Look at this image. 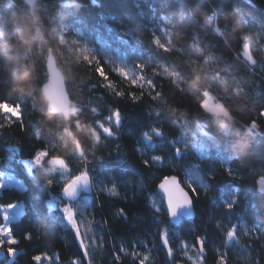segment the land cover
I'll list each match as a JSON object with an SVG mask.
<instances>
[{"label": "trees", "instance_id": "1", "mask_svg": "<svg viewBox=\"0 0 264 264\" xmlns=\"http://www.w3.org/2000/svg\"><path fill=\"white\" fill-rule=\"evenodd\" d=\"M51 63L69 118L41 94ZM261 112L264 0H0V171L25 181L0 192V208L24 206L0 264H264ZM81 174L93 191L65 198ZM171 175L195 209L179 226L158 190Z\"/></svg>", "mask_w": 264, "mask_h": 264}, {"label": "water", "instance_id": "2", "mask_svg": "<svg viewBox=\"0 0 264 264\" xmlns=\"http://www.w3.org/2000/svg\"><path fill=\"white\" fill-rule=\"evenodd\" d=\"M28 3H34L35 0H25ZM43 93L49 102V105L53 112L61 113L66 118L70 117L71 112V97L67 89L65 77L61 71L57 68L55 63L50 65V75L47 82L43 85ZM117 116V115H116ZM104 133L110 135L111 133L104 129ZM52 163L62 166L64 161L61 158H52ZM79 177V179H76ZM74 177L67 185H71V189L63 190V196L65 198H77L83 192L91 193L93 191L92 178L88 174H81ZM176 175H171L163 178L158 184V190L164 196L165 206L168 210L170 222L176 226H179L183 220H190L195 218V209L193 205V199L189 191L183 186ZM191 196V202L186 203L188 196ZM175 205V212L172 208ZM201 252L204 253L202 244L199 242ZM0 260L4 257V251L0 249Z\"/></svg>", "mask_w": 264, "mask_h": 264}, {"label": "rangeland", "instance_id": "3", "mask_svg": "<svg viewBox=\"0 0 264 264\" xmlns=\"http://www.w3.org/2000/svg\"><path fill=\"white\" fill-rule=\"evenodd\" d=\"M1 107L4 110H6L7 112L11 113V114L17 115L19 113V108L9 107V106H7L5 104L1 105ZM204 107L208 111H211V112H214V113L229 115L228 109L222 103L217 102L214 99L213 95L210 94L209 92L206 93V99H205V102H204ZM30 161H29L30 163L36 162L34 159L30 160ZM27 165H29V164H27ZM0 185H3V187H0V192H1L4 187H8V186H15V187L24 188L25 187V181H24L23 178L14 175L10 171L1 170L0 171ZM258 187H259V189L261 191H264V177L259 178ZM13 204L16 205L13 208H7L6 207L7 205L2 206L0 208V215H1L0 226H3L4 228H7L8 226H10V224L14 220H17L20 217V215L22 214L23 210H24V206H23L22 203H13ZM5 212L7 213V219L4 218V213ZM70 212H71V210H70ZM67 214L69 215L68 211H67ZM69 217L72 218V214ZM0 239H3L4 242H5L8 239H10V237H2V236H0ZM1 250L4 251L3 249H1ZM16 252L17 251H15V254H16ZM15 254L14 255H10V254L8 255V261L10 263H12V261L14 260ZM5 255H6V252L4 251V256Z\"/></svg>", "mask_w": 264, "mask_h": 264}, {"label": "snow or ice", "instance_id": "4", "mask_svg": "<svg viewBox=\"0 0 264 264\" xmlns=\"http://www.w3.org/2000/svg\"><path fill=\"white\" fill-rule=\"evenodd\" d=\"M157 43H159V41H157ZM84 58L85 59H88V57H84ZM89 62H91V61H89ZM98 73L100 75H103L104 74V69H103L102 66L98 69ZM153 87H155V85H153ZM261 115H264V112H261ZM177 151H179V150H177ZM48 155L49 154H48V152L45 149H39V150H37L36 154L34 155V157L32 159H34L37 163H40L41 160H42V158L47 157ZM154 158L155 159H160V157H154ZM145 163H147V161ZM229 174H231V171L230 170H229ZM76 179H79V177H76ZM177 180H179L178 177H177ZM49 183L51 184V181H49ZM0 187H3V185H0ZM70 189H71V185H66L65 186V190L66 191H68ZM192 191H195V189L193 188ZM184 202L190 203L191 202V196L189 195L188 198H187V200L184 201ZM15 206H16L15 204H9L6 207L7 208H13ZM233 207H234L233 204H227V208L229 210L231 208H233ZM65 210L68 211L69 212V216H71L70 210H68V209H65ZM175 210L176 209H175V205H174L173 208H172L173 213L175 212ZM4 218L7 219V213L6 212L4 213ZM233 234H234L233 231H229L227 233V236L228 237H231V236H233ZM0 236H2V237H10V239L7 240V243L10 245V247L8 248V253L10 255H14L16 249L14 247H11V246L17 244L19 242V240H18L17 237H15L14 235H12V228H11V226H8L7 228H4L3 226H0ZM26 238L27 239H30L31 238V234L30 233L27 234L26 235ZM198 239L200 240V243L202 244L203 243V238L201 237V238H198ZM3 246H4V240L3 239H0V248H3ZM2 254L3 253H0V255H2ZM45 255L46 254H43V253L37 254V255H35L33 257V259L35 261H42ZM218 264H227L226 259L224 257H218Z\"/></svg>", "mask_w": 264, "mask_h": 264}, {"label": "clouds", "instance_id": "5", "mask_svg": "<svg viewBox=\"0 0 264 264\" xmlns=\"http://www.w3.org/2000/svg\"><path fill=\"white\" fill-rule=\"evenodd\" d=\"M51 52V50H49ZM47 66V65H46ZM24 68H25V71L23 73H21L18 77H17V80L20 82L18 84V88L20 91H26L27 90V81L30 80L31 78V75H32V71L33 69L32 68H28L27 65H24ZM192 87H198L199 86V73H197V76L196 78L194 79V81L192 82L191 84ZM43 90H44V86H41V94L43 95ZM66 131V134H67V130ZM63 139V137H62ZM69 139H71V137H69ZM68 141H66L65 143H67ZM47 151V149H45ZM63 159V157H61ZM67 161L65 160V163Z\"/></svg>", "mask_w": 264, "mask_h": 264}, {"label": "flooded vegetation", "instance_id": "6", "mask_svg": "<svg viewBox=\"0 0 264 264\" xmlns=\"http://www.w3.org/2000/svg\"><path fill=\"white\" fill-rule=\"evenodd\" d=\"M117 123H119V120L117 121Z\"/></svg>", "mask_w": 264, "mask_h": 264}]
</instances>
